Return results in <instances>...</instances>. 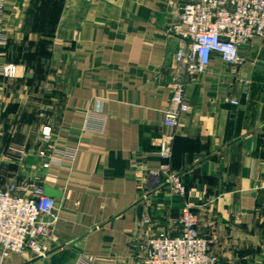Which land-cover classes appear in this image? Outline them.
<instances>
[{
  "label": "crops",
  "instance_id": "crops-1",
  "mask_svg": "<svg viewBox=\"0 0 264 264\" xmlns=\"http://www.w3.org/2000/svg\"><path fill=\"white\" fill-rule=\"evenodd\" d=\"M4 1L0 63L18 72L0 76V187L16 180L61 195L48 255H0V264H138L148 234L179 233L185 203L215 236L219 264H264V42L242 47L239 66L215 59L191 77L177 69L184 40L169 28L192 0ZM177 82L190 110L172 129L164 112ZM90 117L102 131L85 128ZM44 126L59 147L78 149L74 162L43 168ZM165 134L183 197L155 174ZM12 143L27 154L7 155Z\"/></svg>",
  "mask_w": 264,
  "mask_h": 264
},
{
  "label": "built area",
  "instance_id": "built-area-1",
  "mask_svg": "<svg viewBox=\"0 0 264 264\" xmlns=\"http://www.w3.org/2000/svg\"><path fill=\"white\" fill-rule=\"evenodd\" d=\"M5 1L0 0V58L8 43L4 28ZM169 33L184 40L176 53L177 69L191 77L204 74L210 64L219 59L232 66L245 62L241 49L259 38L264 42V0H192L184 4L180 20L169 28ZM17 65L0 63V76L14 78ZM233 104L238 100L232 99ZM190 110L184 83L172 85V96L164 112V125L176 129L183 115ZM87 129L102 131L103 119ZM41 145L36 155L43 161V168L62 166L66 160L74 162L77 148L59 147L53 138L51 127L41 129ZM173 134L158 139V154L163 163L155 174L162 179L164 187L174 195L183 197L186 185L180 175L173 171L170 160L173 154ZM26 148L12 143L7 155L23 157ZM59 203L45 194L42 184L9 182L0 187V255H22L30 250L40 257L51 251L48 238L58 220ZM199 215L192 205L185 203L178 217L179 233L166 231L148 234L138 242V264H219V255L213 250L215 236H207L199 228ZM150 218L144 216L140 225H148Z\"/></svg>",
  "mask_w": 264,
  "mask_h": 264
},
{
  "label": "water",
  "instance_id": "water-1",
  "mask_svg": "<svg viewBox=\"0 0 264 264\" xmlns=\"http://www.w3.org/2000/svg\"><path fill=\"white\" fill-rule=\"evenodd\" d=\"M45 194L50 197H59L61 195V191L49 187L48 185L45 186Z\"/></svg>",
  "mask_w": 264,
  "mask_h": 264
}]
</instances>
